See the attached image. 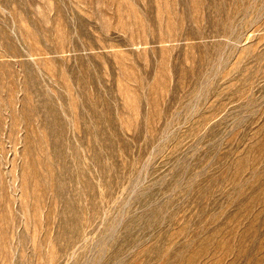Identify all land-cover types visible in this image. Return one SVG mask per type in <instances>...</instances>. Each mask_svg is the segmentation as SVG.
Returning <instances> with one entry per match:
<instances>
[{"label": "rangeland", "instance_id": "obj_1", "mask_svg": "<svg viewBox=\"0 0 264 264\" xmlns=\"http://www.w3.org/2000/svg\"><path fill=\"white\" fill-rule=\"evenodd\" d=\"M0 264H264V0H0Z\"/></svg>", "mask_w": 264, "mask_h": 264}]
</instances>
